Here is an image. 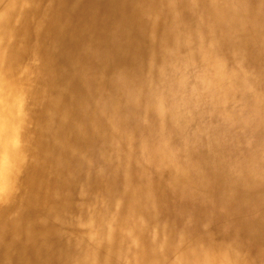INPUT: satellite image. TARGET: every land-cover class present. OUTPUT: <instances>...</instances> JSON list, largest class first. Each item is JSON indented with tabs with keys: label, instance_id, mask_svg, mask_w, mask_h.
<instances>
[{
	"label": "bare ground",
	"instance_id": "obj_1",
	"mask_svg": "<svg viewBox=\"0 0 264 264\" xmlns=\"http://www.w3.org/2000/svg\"><path fill=\"white\" fill-rule=\"evenodd\" d=\"M0 264H264V0H0Z\"/></svg>",
	"mask_w": 264,
	"mask_h": 264
},
{
	"label": "rangeland",
	"instance_id": "obj_2",
	"mask_svg": "<svg viewBox=\"0 0 264 264\" xmlns=\"http://www.w3.org/2000/svg\"><path fill=\"white\" fill-rule=\"evenodd\" d=\"M196 70H197V68H195V72H194V74L191 75L190 77H188V79H187L188 84H189V83L196 82L197 75L199 74ZM186 87H187V86H186ZM188 87H189V86H188ZM186 91H187V90H186ZM201 91H202V88H200V92H201ZM183 93H186V92H185L184 90L178 92L179 97H176L178 101L180 100V97L184 95ZM178 95H176V96H178ZM198 105H199V106H198ZM180 112H181L182 114L188 116V117H191L192 114H195V115H196V114H198V113H207V115H208V114L211 113V111L205 109V108H204V105H203V104H200V103L196 104V108H194L193 111H192V110H189V108H187L186 106H183V107H181ZM203 115H204V114H203ZM209 116H210V115H209ZM209 116H208V117H209ZM212 117H213L214 119H213L212 122L210 123V126H212L213 129H216V128H217V129H218V132H217V133H220L221 135H226V136H229V137H232V136H234V137H239V140H236V142H237L238 144H242V145H245V146H251V144H252V142H253V138H251L249 135H246V134L243 133V131H245L244 128H243V126H241L240 124H238V125H235L234 127H232V128L229 130V129H227L226 127L224 128V127L221 126V124H220V122H219L220 117L218 118V116H214V115H212ZM202 120H203V119H202ZM204 120H205V119H204ZM204 120H203V121H204ZM206 121H207V120H205V123H206ZM199 125H200V120L192 121V122L190 123L188 129H189V130H194V129H196ZM239 127H240V128H239ZM228 130H229V132H228ZM168 132H171V130L169 129ZM192 132H193V131L186 132V134H190V133H192ZM237 132H238V134H237ZM240 132H241V133H240ZM205 134H207V136H209L211 133H210V132H208V133L206 132ZM213 134H214V132H213ZM236 134H237V135H236ZM239 135H240V136H239ZM242 135H243V136H242ZM197 233H202V232H197Z\"/></svg>",
	"mask_w": 264,
	"mask_h": 264
}]
</instances>
